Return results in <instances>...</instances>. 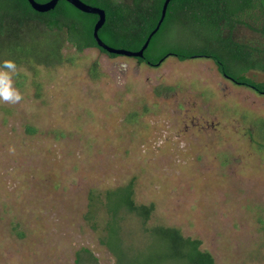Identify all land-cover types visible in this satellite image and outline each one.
I'll use <instances>...</instances> for the list:
<instances>
[{
  "label": "rangeland",
  "instance_id": "rangeland-1",
  "mask_svg": "<svg viewBox=\"0 0 264 264\" xmlns=\"http://www.w3.org/2000/svg\"><path fill=\"white\" fill-rule=\"evenodd\" d=\"M62 54L17 67L23 99L0 102V264H74L81 248L113 264L84 214L91 191L132 179L135 202L154 205L149 226L199 239L215 264H264V96L209 59Z\"/></svg>",
  "mask_w": 264,
  "mask_h": 264
},
{
  "label": "trees",
  "instance_id": "trees-1",
  "mask_svg": "<svg viewBox=\"0 0 264 264\" xmlns=\"http://www.w3.org/2000/svg\"><path fill=\"white\" fill-rule=\"evenodd\" d=\"M80 1L104 11L97 32L104 44L138 51L155 29L165 0ZM97 19L65 1L37 13L27 0H0V65L10 60L32 70L57 66L71 60L63 57L66 47L77 53L89 48L104 53L92 36ZM169 56L179 61L209 59L221 76L264 96V82L247 76L250 71L264 73V0H171L137 62L157 67ZM89 74L97 78V63ZM88 201L84 220L94 232L101 228L98 241L113 256V264H215L199 239L184 236L176 227L148 225L154 205L135 202L133 179L103 193L93 190ZM130 217L138 221L136 229L126 227ZM260 223L264 232V221ZM135 232L145 234L143 244L133 240ZM74 264H97V259L81 248Z\"/></svg>",
  "mask_w": 264,
  "mask_h": 264
},
{
  "label": "water",
  "instance_id": "water-1",
  "mask_svg": "<svg viewBox=\"0 0 264 264\" xmlns=\"http://www.w3.org/2000/svg\"><path fill=\"white\" fill-rule=\"evenodd\" d=\"M59 1L67 2L72 7H74L75 9H77L78 11H80L82 13L92 14V15L97 16L98 19H97L96 23L94 24L92 36H93L95 43L97 44V47L99 49H101L102 51H104L105 54L115 55V56L132 57L134 59H142L143 53L146 50L151 37L157 32L158 28L160 27V25L164 19L167 5L169 4V2L171 0H165L164 1L163 5H162V9H161V16H160V19H159L155 29L148 35L143 46L138 51H128V50H124V49H116V48L107 46L106 44H104L99 39L97 32L102 27L104 20H105L104 11L99 9V8L87 5L80 0H49L45 3H38L35 0H27L30 7L37 13H45V12H48L50 10H53Z\"/></svg>",
  "mask_w": 264,
  "mask_h": 264
},
{
  "label": "clouds",
  "instance_id": "clouds-1",
  "mask_svg": "<svg viewBox=\"0 0 264 264\" xmlns=\"http://www.w3.org/2000/svg\"><path fill=\"white\" fill-rule=\"evenodd\" d=\"M18 73L16 64L6 60L0 65V102L6 104H17L23 97L14 86L13 77Z\"/></svg>",
  "mask_w": 264,
  "mask_h": 264
}]
</instances>
